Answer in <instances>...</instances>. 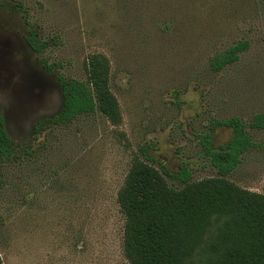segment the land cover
<instances>
[{
	"label": "rangeland",
	"instance_id": "obj_1",
	"mask_svg": "<svg viewBox=\"0 0 264 264\" xmlns=\"http://www.w3.org/2000/svg\"><path fill=\"white\" fill-rule=\"evenodd\" d=\"M32 28L46 42L40 54L27 42ZM241 41L250 47L240 59L214 71L212 58ZM97 55L108 60L122 121L84 115L35 141V123L62 107L59 74L86 80ZM256 115H264V0H0V116L16 145L47 146L6 170L4 264H130L118 193L140 148L172 173L188 162L193 180L213 177L200 135L213 119L248 124ZM247 130L256 146L228 178L264 194V128ZM211 133L214 147L234 136L225 124Z\"/></svg>",
	"mask_w": 264,
	"mask_h": 264
},
{
	"label": "trees",
	"instance_id": "obj_2",
	"mask_svg": "<svg viewBox=\"0 0 264 264\" xmlns=\"http://www.w3.org/2000/svg\"><path fill=\"white\" fill-rule=\"evenodd\" d=\"M37 33L34 29L30 43L42 51L46 42L40 43ZM249 47V42L241 41L216 54L211 68L223 70ZM109 73L107 58L97 55L87 66L86 80L61 75L63 107L56 116L35 124V141L45 131L69 127L84 115L99 113L119 124L122 114ZM220 124L233 127L234 137L227 145L214 147L211 131ZM209 125L212 128L200 135V141L216 176L195 181L188 162L172 173L147 147L140 148L141 157L133 162L118 193L125 216L124 254L130 264H264V194L228 178L256 146L247 126L263 129L264 115L248 124L237 118L213 119ZM36 144L16 145L0 116V189L8 167L31 164L47 148L44 142ZM198 254L204 257L200 261Z\"/></svg>",
	"mask_w": 264,
	"mask_h": 264
},
{
	"label": "flooded vegetation",
	"instance_id": "obj_3",
	"mask_svg": "<svg viewBox=\"0 0 264 264\" xmlns=\"http://www.w3.org/2000/svg\"><path fill=\"white\" fill-rule=\"evenodd\" d=\"M18 5H19V8L21 9V10H24V9H22V7H21V4L20 3H18ZM33 30H34V28H32L31 29V32H30V35H29V37L27 38V42H28V44L37 52V53H42V52H44V50L46 49V47H45V49L44 50H42V51H37L36 49H35V47L33 46V45H31V43H30V38H31V36H32V32H33ZM38 32V31H37ZM36 38H38V40H39V42L40 43H43V42H45V41H41L40 39H39V37H38V33L36 34ZM4 54V60H3V62H9V60H10V58H8L7 56H6V54L5 53H3ZM9 59V60H8ZM41 62L43 63V65H44V67L46 68V69H48V70H51L52 68H53V66H52V64H50L45 58H41ZM5 71H6V69H4ZM6 79V74H5V77H4V80ZM3 80V81H4ZM58 80H59V83L61 84V88H62V95H63V86H62V81H61V74H59V76H58ZM63 100H64V96H63ZM62 107H63V104H62ZM62 107H61V109H62ZM60 109V110H61ZM47 118H51V117H45V118H43V119H47ZM43 119H40V120H38L35 124H37L39 121H41V120H43ZM34 131H35V127H34ZM234 132V131H233ZM234 137V136H233ZM233 139V138H232ZM231 139V140H232ZM230 140V141H231ZM230 141H228L227 143H225L224 145H227ZM219 147H221V146H219ZM157 159V158H156Z\"/></svg>",
	"mask_w": 264,
	"mask_h": 264
},
{
	"label": "water",
	"instance_id": "obj_4",
	"mask_svg": "<svg viewBox=\"0 0 264 264\" xmlns=\"http://www.w3.org/2000/svg\"><path fill=\"white\" fill-rule=\"evenodd\" d=\"M62 104H63V102H62ZM59 112H60V111H59ZM59 112H58V113H59ZM58 113H57V114H58ZM57 114H55L54 116H56ZM54 116H51V117H54ZM5 124H6V123H5ZM6 129H7V127H6ZM7 132H8V131H7Z\"/></svg>",
	"mask_w": 264,
	"mask_h": 264
}]
</instances>
